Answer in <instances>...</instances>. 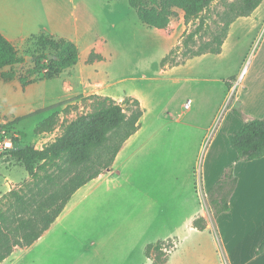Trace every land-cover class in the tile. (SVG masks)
<instances>
[{
	"label": "crops",
	"instance_id": "obj_1",
	"mask_svg": "<svg viewBox=\"0 0 264 264\" xmlns=\"http://www.w3.org/2000/svg\"><path fill=\"white\" fill-rule=\"evenodd\" d=\"M82 6L80 3L66 8L63 0H0V33L15 46L20 48L29 37L41 33L71 40L78 49L81 43L85 44L83 52L79 49L77 63L58 76L62 78V87L56 100H68L64 106L86 97L89 90L97 84L104 83V87L112 84L105 79L93 77L89 71L109 60L111 53L104 54L106 41L103 40V35L95 34L91 40L86 41L89 28ZM91 52L100 55L101 59L88 63ZM177 69L175 66L170 71ZM227 77L230 76L225 78ZM242 78V91L237 94L240 112L246 117L251 115L263 118L264 59H259L254 65L251 63L245 76L240 79ZM125 96L131 95L124 93L114 98L119 102ZM187 98L193 100L191 97ZM137 99L143 109L139 128L123 143L111 167L79 187L37 240L27 247H14L12 253L0 264H151L152 255H146L147 246L169 239L178 242L175 235L180 236L181 240H190L189 254L197 249L202 252L203 259H208L207 264H218L216 256L224 255L227 257L225 263L222 262L224 264H264V249L255 254V249L264 236V157L256 160L254 184L244 186L241 183L243 175L236 171L243 162L251 161L238 160L231 143H225L221 147L213 135L206 145V136L201 143L198 138L189 134L179 132L181 136L178 137L175 130L180 128L179 125H184L180 119L163 123L155 131L163 129L158 133L161 134L160 139L153 136L155 132L144 136L147 108H144L141 98ZM59 110L61 107L56 108L58 114ZM54 111L50 109L46 114L40 115L41 119L36 126ZM186 112L188 111H183L180 115L183 116ZM15 123L13 121L12 129L15 128ZM14 130L16 135L20 133ZM58 131L59 127L56 126L51 132H34L35 139L36 135L47 134L51 142L60 134ZM231 135L232 133L230 139ZM20 140L22 141V137ZM33 144L29 145L34 146ZM174 153H180L181 157L191 153H195L196 158L203 156L205 178L208 172L207 160L210 157L216 159L219 170L216 175L209 177L206 189L201 181L204 196H208L220 171L232 165L236 183L228 198L227 211L215 215L208 197L207 204L210 205H205L208 216H204L202 206L195 201V192L192 194L193 187L170 170L173 165L170 157ZM197 162L198 159L196 165ZM246 165L248 167L251 164ZM9 182L0 174V187L1 184L8 186ZM199 217L205 219L203 230L193 226L194 219ZM242 227L249 232V237L252 236L253 244L248 250L242 243L247 237L241 233ZM211 229L213 233L208 232L205 236L204 233ZM202 237L209 243L208 248L201 245ZM193 242L197 244L191 251ZM176 246L164 264L170 263V256L176 251Z\"/></svg>",
	"mask_w": 264,
	"mask_h": 264
},
{
	"label": "rangeland",
	"instance_id": "obj_2",
	"mask_svg": "<svg viewBox=\"0 0 264 264\" xmlns=\"http://www.w3.org/2000/svg\"><path fill=\"white\" fill-rule=\"evenodd\" d=\"M63 1L66 8L82 3V10L89 28L85 37L86 41L91 40L95 34L103 35V40L106 41L104 54L111 53L109 60L103 62L99 67L88 70L93 77L105 79L112 84L107 87H104L106 85L104 83L93 85L94 87L89 92L87 91L86 96L100 92L113 98L120 97L124 93L141 98L145 104L144 108H147L144 119L146 124L143 131L144 136L158 130L163 123L176 122L177 119H180L184 125H179L180 128L175 130L178 137L181 136L179 132L184 135L189 134L198 138L201 143L202 138L206 136V145L213 135L216 143L219 142L222 147L225 143H231L230 133L237 130L245 119L259 118L251 117V115L246 117L243 114L239 116L233 110L240 111L237 95L242 91L243 78H240L245 76L251 63L254 65L259 59H264V0L251 15L239 17L230 25L219 54L205 53L188 58L180 65L165 68L160 67L161 59L181 42L187 32L195 28L199 22L198 19L186 23L183 11L175 9L168 26L164 29H155L143 25L126 0ZM225 1L231 0H217L210 4L209 9L205 12L207 16L204 24L205 29L215 28L214 21L217 19V14L224 9ZM209 37L210 33H207L203 39L207 40ZM196 41L192 45L193 48H197L200 39L198 38ZM16 48L20 55L25 56V60L12 67L16 72L14 80L0 79V125L16 121L15 128L13 127L12 130L16 129L23 134L22 144L17 145L34 143L35 148L40 149L51 140L47 134L36 135L35 139L34 128L41 119L40 115L46 114L50 109L56 111V108L61 107L57 121L60 130L58 132L61 133L64 124L92 109L91 102L85 97L66 106L64 104L68 100L57 101L62 87L61 77L40 79L23 87L18 76L26 74L33 67L31 54L35 51V44L33 40H28L27 44L25 43L20 48L16 46ZM85 48V44L81 43L80 52H83ZM181 51L179 49L172 54L173 59L180 60ZM26 56H28L27 59ZM175 66L178 67L177 71H170ZM5 69L8 70L9 67ZM44 71L45 69L38 72L36 76H42ZM251 75L252 73H250V77ZM226 76L230 77L225 78ZM219 77L225 79L220 80ZM187 97L193 99L192 105L187 110L188 112L181 116L182 103ZM55 100L56 102H54ZM161 131L163 129L153 133V136L156 135L155 138L160 139L161 134L158 133ZM180 155V153L172 154L170 161L173 162V165L170 170L176 172L181 180H187L185 183L189 184L191 188L193 187L192 194L194 195L193 192H195V201L200 203L204 210V216L207 217L205 205L207 207L210 205L207 204L210 195L204 196L200 185L202 181L206 189L209 177L216 175L219 170L218 162L212 157L207 160L208 172L205 178L203 156L196 158L195 153L186 157ZM246 164L251 165L246 167ZM256 164V160L248 163L243 162L241 167L237 168L236 172L243 175L241 183L244 186L254 184ZM228 168L227 166L220 171L216 181L224 176ZM0 174L10 181L6 187L1 184L0 206L5 207V203H7L5 196L9 190L23 192L27 187L33 185L24 168L9 155H3L0 158ZM216 181L214 182L216 183ZM232 185V182H228L213 196L221 199ZM251 212L255 213V211ZM208 232L213 233V229L205 232V236ZM241 233L247 235L246 240L242 243L248 250L253 244L252 236L249 237V232L243 227ZM175 236L179 239L178 242L172 239L162 241L163 251L166 255H169L177 245L176 251L170 256L169 264H207L208 259H203L202 252L197 249L191 255L189 254L190 240H181L180 236ZM208 240L210 239L208 238ZM200 242L201 245L208 248L209 243L205 237H202ZM195 244L197 243L191 244V251ZM151 255L153 257L154 252L151 251ZM206 256H208L207 252ZM225 257L226 255L224 257L216 256L218 264L225 263L227 258Z\"/></svg>",
	"mask_w": 264,
	"mask_h": 264
},
{
	"label": "trees",
	"instance_id": "obj_3",
	"mask_svg": "<svg viewBox=\"0 0 264 264\" xmlns=\"http://www.w3.org/2000/svg\"><path fill=\"white\" fill-rule=\"evenodd\" d=\"M116 1V0H110ZM138 20L145 26L164 29L168 26L175 9L183 11L184 21L198 19V24L187 32L181 42L175 45L167 56L161 59L160 67L180 65L186 59L205 53L219 54L230 25L239 17H245L263 0H231L224 2V9L217 14L214 29H205V12L217 0H126ZM207 33L210 37L203 39ZM200 39L197 48L192 45ZM33 40L35 51L31 54L33 67L26 74L18 76L21 85L27 86L40 79H53L78 61V46L71 40L41 33L26 40ZM181 49V59H173L172 54ZM101 56L91 52L87 62L100 60ZM25 60L16 46L0 33V79L12 81L16 72L12 67ZM9 67L8 70L5 68ZM42 76H36L44 70ZM92 109L76 116L63 125L61 133L42 148L21 145L18 133L13 137L15 148L0 154L9 155L27 172L33 183L23 192L8 191L5 207L0 206V263L7 258L14 247H27L37 240L61 213L71 195L82 185L109 169L123 143L139 128L143 115L140 102L133 96H125L116 101L110 96L90 94ZM237 115L242 113L233 110ZM58 112H52L34 129L35 133L51 132L57 126ZM13 122L3 127L12 129ZM231 144L238 160L253 161L264 157V117L247 118L231 135ZM224 176L219 178L209 191V201L214 214L229 209L228 198L233 191L236 178L232 165H228ZM232 182V187L218 199L213 195ZM199 230L205 228L202 217L193 221ZM264 249V236L255 254ZM154 252L151 264H164L168 255L159 241L146 248V255Z\"/></svg>",
	"mask_w": 264,
	"mask_h": 264
},
{
	"label": "built area",
	"instance_id": "obj_4",
	"mask_svg": "<svg viewBox=\"0 0 264 264\" xmlns=\"http://www.w3.org/2000/svg\"><path fill=\"white\" fill-rule=\"evenodd\" d=\"M192 100L190 98H187L182 103V110L187 111L191 108ZM5 123L0 125V153H5L8 150H11L14 146L13 143V137H17L16 133L13 130H9L5 127H3ZM201 187V185H200Z\"/></svg>",
	"mask_w": 264,
	"mask_h": 264
},
{
	"label": "water",
	"instance_id": "obj_5",
	"mask_svg": "<svg viewBox=\"0 0 264 264\" xmlns=\"http://www.w3.org/2000/svg\"><path fill=\"white\" fill-rule=\"evenodd\" d=\"M28 58V56H26V59ZM32 58V57H31Z\"/></svg>",
	"mask_w": 264,
	"mask_h": 264
}]
</instances>
